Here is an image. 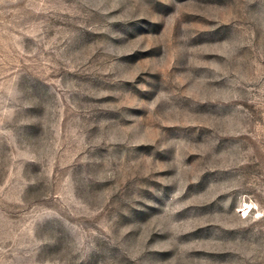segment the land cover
<instances>
[{
	"label": "rangeland",
	"instance_id": "obj_1",
	"mask_svg": "<svg viewBox=\"0 0 264 264\" xmlns=\"http://www.w3.org/2000/svg\"><path fill=\"white\" fill-rule=\"evenodd\" d=\"M0 264H264V0H0Z\"/></svg>",
	"mask_w": 264,
	"mask_h": 264
}]
</instances>
